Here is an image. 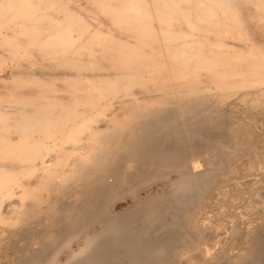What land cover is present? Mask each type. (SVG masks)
Returning <instances> with one entry per match:
<instances>
[{
    "label": "rangeland",
    "instance_id": "obj_1",
    "mask_svg": "<svg viewBox=\"0 0 264 264\" xmlns=\"http://www.w3.org/2000/svg\"><path fill=\"white\" fill-rule=\"evenodd\" d=\"M102 1L103 0H0V16L4 18L2 19L0 17V116H6V114L8 113L7 111L11 109V107L13 108L14 106L16 107L20 105L21 107L26 106L25 108H28L27 106L29 105V107L31 106L34 107V105H30L31 103L29 104V102H31L32 100H34L35 104L37 103L38 105L37 107L40 106V108L41 107L45 109L48 108V110L49 108L53 107L52 108L53 111H59V112L65 111L67 113V115L65 114L66 116L64 117V120H63V119H57L58 117L54 115L55 113L52 114L48 112V117L47 118L44 117L45 119L41 120V122L43 121L42 125H40L41 127L33 128L34 130H31V132H29V134L27 135H25L24 133L19 134L17 132L18 131L17 129H11L3 125H0V163L2 161L1 165L2 164L5 165L7 163H14V162L19 163L20 160L22 159L19 158L18 156L13 157L12 155H15V153L13 154L12 152L13 150H11V148L13 147L14 149L17 148L18 150H20V148L27 147V146H29L30 149L32 147L34 148L33 152L35 153H33L32 150H31L32 153H30L31 155L33 154V157L34 156L36 157L35 154H37V157L38 156L43 157L46 154H47L46 156H51V154L53 153L55 154L57 152L58 154H55V155H56V158L59 157V160L58 158L54 160V163L58 162L57 164H55L56 166L61 163L62 164L64 163V165L67 163L66 165H68L71 162L72 163L83 162L85 160V157H87V155L89 156L92 153L91 152L92 147H95L96 145L95 143L96 136L97 135L99 136V134H102L103 132H105L104 129L102 130L100 129L98 133L99 129L98 130L96 129V127L99 126V123L102 122L101 120L110 119L111 117H122L121 119H123L124 115H126L124 113L125 111L123 112V110L119 109L118 107L121 98H123L118 95L120 93L114 94L113 92H110L109 94L108 92V93H105L106 95L103 94L104 97H102V94H100L101 92L99 91L100 89H94L97 82H94V80L89 79V84L87 83L84 84V82L86 81L83 78L85 75H87V73L91 76L99 75V73L101 75L107 73L108 69L106 68L107 71L106 69H103L106 66L101 64V59H103V56L102 54L100 55L101 52L99 50L100 49L99 47L100 45H102V43L103 44L109 43V41L113 39L115 36H117V40H120L119 42L123 43L121 44L123 45V47L119 48V51L121 53L130 52V54H132L134 51L133 49H127L124 47L125 44L128 43L129 40H130L129 43H132V41L133 42L139 41L140 39L139 37H143V35L144 37H148V35L160 37L162 35H167L168 29L172 30L174 32L173 36L177 37L176 40L178 42L182 40L184 41V39L188 37L185 41L192 40L196 42V44H200L201 45V46L199 45L200 46L199 48L200 56L201 57L206 56L208 57V60L210 61V62L207 61L206 63L213 64L217 62V60L220 61V63H222L220 64L219 62H217V64L220 65V68H217L218 65L216 63L213 65L208 64V67H212L218 70L225 68L229 70V72L232 75L236 77H239L240 75L234 72V69H236V67H233V65L237 66L236 64H238L240 61H243V62L248 61L250 58V55L248 56V54L250 52L258 51V52L264 53L263 51L264 50V0H232L233 3L231 2V6L229 7V9L228 8L227 9L218 8L216 5H213L215 4V2L212 3L210 1L212 5L210 3L211 9H210L209 14L207 15L205 14L202 17L196 16V18L194 19L196 20L195 22L193 20L194 17L192 18L191 21H190L191 18L189 19V17L191 16H189V13H188L189 11L187 10L189 7H191V5H188V4L189 3L193 4V3L188 2V1H186L185 3H182L183 2L182 1L181 3L183 6L180 3L176 7L175 10H173L171 13H168V12L160 11L161 7H163V4H165V0H122V2L125 4L124 9H122V11L115 13V14L112 13L113 12L112 9L106 6L107 5L106 3H109L112 0L110 1L108 0L109 2H107L106 0H104L105 2L104 1L102 2ZM197 1L198 2L196 3V5H201V7L199 6V8H202L206 4H209L208 0H197ZM184 7L185 9H183ZM211 10L213 11V14ZM185 12L187 14H185ZM56 15L60 17L58 16L55 17ZM168 15L170 16V18ZM51 16H53V18H60L59 20H63L62 22L60 21L62 25L60 24L57 25L58 29L65 28V27H69V28L76 27L77 28L79 27L78 22L82 21L90 28V30H88L87 32L85 31L83 32L82 28H78L79 30L77 29V32H76L77 34L74 31L70 34L66 33L63 36L56 38V40H54L53 42H50L48 41L49 36H51L54 31L55 32L58 31V29H53V30L46 29V27H50L49 22L52 20H49V19L52 18ZM43 18L45 20L48 19L49 21L47 22ZM173 18H176L177 20ZM42 19L45 22H43ZM70 23L72 26L70 25ZM68 24L70 26H68ZM76 24L78 26H76ZM50 25H54V24L51 22ZM32 26L33 28L31 29L27 28V27H32ZM181 26H184V28L181 29ZM213 26L216 29L212 28ZM38 27L41 30H39ZM218 28L219 30L221 29L220 30V32L222 31L221 33L218 32L219 31ZM133 29L135 31L131 32ZM200 29L204 35L199 31ZM213 29L215 30L214 32L212 31ZM29 34L31 36H29ZM71 35L73 36V41L77 39L76 41L73 42L74 47L73 46L72 47L74 49L71 47V43L68 42L69 41L68 38ZM84 35L86 36L84 37ZM119 37L120 39H118ZM191 37H194V40ZM124 38L128 40H125ZM96 39L97 40L100 39L102 41L99 47H96L95 44L97 42L99 44V42L101 41L100 40L97 41ZM107 39H109V41H107ZM105 41L106 43H104ZM160 41L158 40L155 44L157 46L160 45L161 44ZM92 42L93 43L96 42V43L93 44ZM98 44L96 45L98 46ZM94 46L97 49L96 51H98L99 53L95 51V53L97 54L91 55L90 53L93 51L92 48H95ZM46 49H48V52L49 50H51L52 53L48 54ZM202 52H205V53H202ZM79 53H81L82 55L80 54L81 55L80 56ZM155 53L157 54L155 57V60H157L158 63L161 62V64L164 67V73L166 75L165 77H169V78H166V80L164 79V81H166L165 84H168V86L164 87L165 90L164 88H162L165 92H167L166 93L167 95L162 89H161L162 92L160 89H158V88H161V86H159V81L162 79V77L159 75L152 77L148 75L147 72H146L147 74H145L144 72L143 73L141 72L143 78L145 79V80L143 79V81L145 82L135 81L134 84L132 85L134 86V87H131L133 88L132 90L133 91L137 90L135 92L136 94L134 93L133 95L134 96L136 95L135 98H138V101L140 98L142 103L141 102L139 103L143 106L145 105L144 107L147 106L146 108L150 107V109H153V108H157L158 106L159 107H164V106L171 107L172 105H170L168 102L166 103V101L167 100L170 101L177 97V93L175 92V90L181 88V86L183 87L184 84L186 86V84L188 83V79L192 78L191 77L192 74L187 75V78L189 77L188 79L171 78L170 76L172 74L170 73H172L176 69V65L173 62H171L170 59H168L167 55L168 53H170L169 49L167 48L162 49L158 46L155 48ZM77 54L79 57L78 58L79 61H85V62L87 61L88 63L86 62V64L79 66L77 64L78 60H76ZM98 54L100 56H98ZM195 56H198V55L195 54ZM136 57L137 59H142V58L144 59L145 55L144 56L138 55ZM72 60L76 62H73ZM227 61L228 62L231 61V65H229L230 68L227 65L228 63ZM98 63H100L99 64L100 66L98 65ZM206 65L200 68V70L205 69ZM226 65L228 68L225 67ZM72 66H73V69L71 68ZM97 72L98 74H96ZM76 73L80 75L81 77L79 78L80 80L76 79ZM146 75L148 78L146 77ZM149 76L151 77V79H149ZM237 81L238 83L236 86H234L233 88H229L227 90V93H223L228 99L226 97L219 98L218 99L219 102L216 103L214 107L212 108L210 107L211 109H209L208 107V108H204V109H200L198 111L192 112L188 116L189 118L188 123L193 128L195 129L197 128L196 130L199 129V131L202 133L206 132V134L210 136L212 142L214 141L216 143H222V144L228 145L229 150L232 149L233 147L231 140L229 141V139L231 138L230 134L232 132V128L234 126L241 125L240 127L242 128H241L240 136L244 138L245 136H247L246 134L248 135L253 134L254 142L256 145H255V148H252L250 141L246 140V143L243 145V147L246 150H244V148L242 147V149L240 150L238 154H235L234 157H232L230 160H225L223 167L220 169L221 171L219 170V172L213 177V180L211 181V185L209 186V190H208L209 192L211 189L210 191L211 193L209 192L210 195L206 194V196H209V197L204 196L203 199L205 198L206 199L205 200L202 199L201 201L203 202L200 201L198 205L194 206L191 213L189 211L191 207L186 209V212L183 211L184 212L183 215H189V214L193 215L194 214L193 216L196 221V224H198V226L202 230V237H200L201 238L200 241L199 239L193 238V239H188L185 242V245L180 248V251L183 248L182 251L180 252L181 255L178 254L177 258L175 259L176 264H204V263H201L204 261L203 259H205L206 260L205 262H207L208 264H214V263L215 264L217 263L218 264L220 263L221 264H225V263L232 264V263H229L227 259H229L230 257L238 258L240 254L244 252L245 248L248 245L249 238L247 234L250 231L255 230V228L261 226L264 223V219L262 218L264 217L263 216L264 215V166H263L264 165V115H263L264 114V106H263L264 104H263V98L262 97H261L262 99L260 98L262 100V103H261V100L258 101V103H261V107L263 108L262 109L261 107H259L260 104L258 103L255 104V100H252V95L249 92L250 89L253 88L252 86H250L252 84V81H249L248 78H241L240 80H237ZM101 83L103 82H99L98 87L96 85V88H100V87H103V85H105L104 83L103 84ZM198 84L197 85L200 87L203 86L205 91H203L202 94H205L206 97H211L212 94L214 96V94L216 95V94L222 93V90H219L218 88H216L213 83H208V82H204L203 80H199ZM85 85L86 87L87 86L90 87V94L88 95L89 98L84 96L85 92H84L83 87ZM148 85L150 86V89ZM81 86H82V89H81ZM78 90H80V92H78ZM147 90L148 91L151 90V91L147 92ZM77 92L79 95L77 94ZM211 92H214V93L211 94ZM94 93H96V95ZM140 93H142V95ZM188 93H186L185 96L189 98L190 97L193 98L194 96L196 97V95H199L198 93L196 94V92L195 93L192 92V94L190 93L191 95H189ZM241 93H246L244 98L242 95L240 96ZM143 95H145V97ZM159 95H161V97ZM141 96L146 99L147 103L145 102V99L144 100L142 99ZM148 96H151V97L156 96V97L155 99L154 97L153 98L150 97L151 98L150 99ZM157 98L159 99L156 100ZM55 99H57L58 101H56ZM251 101L253 104L251 103ZM84 105L87 107H85ZM250 105L251 106L253 105L252 106L253 110L255 109L256 111L251 110L249 112L247 107ZM117 107L119 110L117 109ZM52 109H50V111ZM75 109L76 110L78 109L79 111H81V113L78 111L79 114L74 116L75 114L73 115L72 113H75L74 112ZM49 113H50V117H49ZM52 117L54 118L55 121H53ZM102 117H105V118L102 119ZM48 120H50V122H48ZM60 120H63V122L61 124H58L57 122L60 123L61 122ZM209 121L211 122L209 123ZM47 122L51 124V126L55 125L54 123H57L55 125L56 127L53 126V128H51V126L48 125ZM96 123L98 126L95 125ZM45 124H47L48 128L45 127L46 126ZM84 125H86L87 127H85ZM37 128L38 129L40 128L41 131L38 130ZM43 128H44V131H43ZM202 129L205 132H203ZM73 133H75L76 135L75 138L73 137ZM22 134H24L25 136ZM94 134H95V137H94ZM34 141L37 143H35ZM196 141L200 142L201 140L199 141V138H196ZM27 142H29V145ZM72 143H74V145L77 146V147L74 146L75 149L73 145L72 146L70 145ZM31 144L34 146H32ZM37 144H43V145L38 146ZM61 145H69V147L71 146L73 149L71 147L69 148L68 146H62L64 148L63 150V148L60 149ZM197 145L198 146L196 147L200 149L199 147L200 145L199 144ZM35 146H37L38 148L41 147L42 148V149L40 148L41 151L38 150L37 152V150H35L36 149ZM113 146H110V148ZM163 146H166V147L169 146V148H173V149H179L181 147V145L179 144L173 145V144H169L166 142L165 143L163 142ZM66 147L68 148L67 150H65ZM58 148L60 149V151L61 150L66 151V153L63 151L58 152L59 151ZM30 149L28 153L30 152ZM254 150L256 153H254ZM111 151H112L111 152L112 159H111L110 165L113 166L119 163L118 164L119 167L117 166L116 168L118 176L115 178L117 179V181L114 180L110 184H105L106 185L104 187L105 189L103 188L104 185L101 187L98 186L99 188L97 189L94 188V184H96L94 183L95 181L91 179L90 180L87 179V181L85 180L86 182L85 181L82 182L79 180V182H72L68 184L67 186L61 184L58 187V189L60 188V190H57V192H55V190H51V189L49 191V189H47L48 188L47 186L49 185L44 182L43 184L36 183L33 185L31 184L27 185L26 182L29 181V177L32 174V171L30 172L28 171L29 173H31L29 175H27L28 174L27 171H21V173L20 172L16 173L15 171H13L15 175H13V173L12 175L10 174L12 171L10 172L7 170V172L6 171L3 172L4 177L6 176L10 178V176H12L10 180L5 177L4 179L7 182H6V185L4 183L5 181L3 182V184L7 188H11V187L13 188L14 186L16 187L13 188L14 191L12 190V188L10 190L11 192H14V195H11V193L9 192L10 193L9 195H11V198H9L10 196L7 197V195L6 197L4 195L5 198L3 197V195H0V197H2L0 199L1 200L3 199V202L2 201L0 202L2 204L5 203L4 205L0 204V208L2 207L0 210L2 211V213H0V234H1L0 235V240H1L0 242V264H4V262H7V261H12V260L14 261L17 258L19 259L20 257L19 254H17V252L14 251L16 249H12V248L17 247V245L18 247L20 246L22 247V245H25L24 241L26 242L27 240H29L26 243L27 244L26 246L29 248V250H31L30 247H32V249L33 248L39 249L40 247H43L44 245L49 244L50 241H52L51 238L55 236L54 233L59 232L61 228L63 229L64 225L66 224L65 222L69 220V218L66 216V213L62 210L60 212L57 211L60 217L58 216L57 213H55V215L53 214L49 215L52 217V220L58 217L55 221L50 220L49 218L51 217L46 216L45 214H42L43 212H39V214L34 215V216H28V214L26 215V213L28 209L31 208V207H28V205H33L34 203H36V206L39 205L41 209L42 208L46 209L49 205H51V203L54 204L56 201L58 202L61 201V203L57 202V204H60V205L62 204L61 206L63 205L65 206L68 203L67 206H72L73 204H74L73 206H75V203L77 205L83 197L85 196L89 197V196L97 194L102 198L101 206H107L111 210L113 209L112 210L113 212L115 211L117 213L118 211V213H123V211L127 212L129 209L131 210L133 209V205L131 204V201L133 199L130 196H127L124 194V195H121L120 198L118 197L116 199L115 197L111 196L113 194L112 192H115V193L121 192L122 189L126 190V188L132 187V185L133 186L137 185V183L140 181H136L135 183V180L136 179L139 180V178L143 180L147 179L150 175V172L151 174L154 172V168L153 167L144 168V166H142V168L144 169L141 168L138 171V175H134L132 173L133 171L125 172L123 170L122 163L119 162L120 160H118V162H116L117 160L115 161L117 156L121 154L120 150L116 146H114L113 150L111 149ZM28 153L27 155H30ZM185 158H188V159L192 158L194 162L198 163V167L200 168H202L204 165L203 152L197 151L193 155H189L187 157L185 156L183 159ZM24 160L26 162H29L30 158H28L27 156L24 158ZM35 161H37L36 158H35ZM123 172L125 173L123 174ZM5 173H7L10 176H8ZM147 173H149V175ZM171 175L173 176L174 173H171ZM132 179L134 180L133 183H131V181H133ZM19 182H20V185L18 184ZM122 182L124 184H122ZM160 182L161 181L154 182L153 183L154 185L150 184L152 185L150 187L148 185L147 186L148 188L145 187V189H142L144 192L143 191L141 192L140 190L139 196L142 198L144 197V195L146 196V193L148 191H149V193H147L148 195L149 194L153 195L154 193H158L160 190H163V188L165 187V184L164 185L162 184L163 185V188H162L161 186L162 182L161 183ZM21 183H23L24 186L23 185L21 186ZM112 183H114L115 188H118V189H114V187H111L113 186L111 185ZM17 185L21 186L20 187L21 189ZM5 186L2 187V189L6 188ZM158 186H160L162 189ZM17 187L19 191L17 190ZM29 187H31L30 188L31 190L34 189V192L36 194L33 192L31 194V192H29L30 190L28 191ZM63 187L65 188V190ZM89 187H93L95 191L92 193H89L87 190ZM149 188L150 190H148ZM157 188L158 189L160 188V189L158 190ZM83 190L85 191V193L86 192L87 193L85 194L84 192H82ZM105 192L107 195H104ZM29 193L32 195L33 200H30L31 198L29 196L30 195ZM33 194L35 197L36 196L37 197L34 198ZM6 198L10 199L12 206L11 204H9L10 202ZM36 199L37 201H34ZM39 199L40 200L42 199L43 201H40ZM7 200L8 202H6ZM44 201L45 202L47 201V202L45 203ZM20 202H23V203H20ZM24 202L26 205H24ZM261 203L263 205V208H262ZM20 204L21 205L23 204L22 206L28 209L27 210L22 209ZM34 205L29 210V212L32 210L36 213V210L40 208V207L36 208V206L34 207ZM131 210L128 212H131ZM132 212H134V210H132ZM54 216H57V217L54 218ZM58 225L59 227H57ZM33 226L34 227L36 226V227L34 228ZM156 226L152 225L151 229L153 232L155 228H158ZM46 227H48L47 229L48 231L46 230ZM52 229H55L53 230L54 232L52 231L51 234H49ZM20 230L22 231L28 230L29 234L27 235V237L25 236L26 239L25 237H22L19 235ZM43 230H45L46 232ZM155 231L159 232L157 229ZM216 231H218V234H217L218 236L215 235ZM31 233H33V235ZM203 233H205L206 235ZM238 233H241V235ZM44 234L46 237L44 236ZM51 235L53 236L51 237ZM207 235L210 236V238ZM206 236L209 239H207ZM239 236H241L240 239L238 238ZM20 237L23 238L22 239L23 241H21ZM263 237H261L262 240H263ZM193 240H195V242ZM208 240L209 241L211 240V241L209 242ZM233 240L235 241L232 244ZM15 241L19 243L17 244ZM187 242L189 243L188 246L186 244ZM29 244L31 245L30 247L28 246ZM72 245L75 247V242ZM193 247L195 249H198L199 251L195 250L194 252ZM196 251L198 253L200 252L201 254L200 253L198 254ZM196 254L201 255L203 259L201 258V256H199L200 257L199 258ZM59 258L64 259L65 253H61L59 255ZM223 259H224V263L221 262L223 261ZM240 261H241L240 259H236L235 263L233 264H243V262L242 261L240 262ZM254 264H257V262H255ZM258 264H261V261H259Z\"/></svg>",
    "mask_w": 264,
    "mask_h": 264
},
{
    "label": "bare ground",
    "instance_id": "obj_2",
    "mask_svg": "<svg viewBox=\"0 0 264 264\" xmlns=\"http://www.w3.org/2000/svg\"><path fill=\"white\" fill-rule=\"evenodd\" d=\"M106 1L109 2L110 0L109 1L106 0ZM186 1L193 3V4L187 3L188 5H191V7H189L187 10V11H189L188 12L189 16H191V17H189V19L191 18L190 21L192 20L193 17H194L193 18V20H194L196 18V16L202 17L205 14L206 15L209 14L210 9H211L210 8L211 2L212 3L215 2V4H213V5H216L218 8H221V9H227V8L229 9V7L231 6V2H232V0H208L209 4H206L202 8H199V6L201 7V5H196V3L198 2L197 0L196 1L195 0H165V4H163V7H161L160 11L171 13L173 10L176 9V7L181 2L185 3ZM110 2L106 3L107 4L106 6L109 7L110 9H112V11H113L112 13L115 14V13L122 11V9H124L125 4L122 2V0H112ZM182 3H181V5H182ZM212 3H211V5H212ZM103 5H104V3H103ZM185 7H187V6H185ZM185 7L183 9H185ZM109 8H108V10H109ZM213 8H214V6H213ZM186 12H185V14H187ZM212 14H213V11H212ZM53 15H55V14H53ZM57 16L58 15H56L55 17H57ZM4 17H6V16H4ZM51 17L52 18L49 19V20H52L49 22L50 27H46V29H48V30L58 29L57 25L58 24L62 25L60 23V21L62 22L63 20H59L60 18H53V16H51ZM58 17H60V16H58ZM169 18H170V16H169ZM186 18H188V17H186ZM2 19H4V18H2ZM173 19H176V18H173ZM44 20H43V22L49 21L48 19L45 21ZM195 21L196 20H194V22ZM201 21H203V20H201ZM51 22L54 25H50ZM75 23H76V21H75ZM70 25H71V23H70ZM70 25L68 24V26H70ZM78 25H79V27H77V28L76 27H70V28L65 27V28L58 29V31H56V32L54 31L55 33L53 32L52 35L49 36V38L47 37L48 41L53 42L54 40H56V38H59V37L65 35L66 33L70 34L73 31L76 33L78 28H82L83 32L84 31L87 32L88 30H90V28L82 21H79ZM78 25L76 24V26H78ZM27 28L31 29V28H33V26L27 27ZM183 28H184V26H181V29H183ZM197 28H199V27H197ZM212 28H215V27L213 26ZM219 28H218V30H219ZM145 29H147V28H145ZM39 30H41V29L39 28ZM220 30L218 32H220ZM133 31H135V30L133 29L131 32H133ZM199 31L201 32V29ZM212 31L214 32L215 30L213 29ZM99 32H100V30H99ZM112 33H113V31H112ZM167 33H168L167 35H162L160 37L159 36L158 37L153 36V35L152 36L148 35V37H144V35H143V37H139L140 38L139 41H134V42L132 41V43H129V41H130L129 40L128 43H126L127 45L125 44L124 47L127 49H133L134 51L132 50L133 51V53L131 52L132 54H130V52L129 53L128 52L127 53H121L119 51V48L123 47V45H121L123 43L119 42L120 40H117V36H115L116 39H115V37L113 39H111L112 38L111 37L110 41H109V39H107V41H109V43H106V41H105L104 43H106V44H103L100 39L99 40L101 42H99V44H98V42L97 43L94 42V43L98 44V46L95 44L96 47H99L100 43H102V45H100V47H99L100 49L98 48L101 52L100 55L102 54V56H103V59H101V64L106 66L103 69L107 68L108 71L106 69L107 73L102 74V75L99 73V75H96V76H93V75L91 76L88 73H87V75L84 74L85 76L83 78L86 81V82H84V84L85 83L89 84V79H92V80H94V82H97L96 83L97 87H98L99 82H103L105 84V85H103V87H100V85L103 83H101L99 85L100 88H96V85L94 87V89H100L99 91L101 92L100 94H102V97H104L103 94L108 93V92H109V94H110V92H113L114 94L120 93L118 95L123 97V98L120 97L121 100H120L119 106L118 105L117 106L119 107V109L123 110V112L125 111L124 113L126 115H124V113H123V115H124V117L125 116L126 117L125 118L123 117V119H121L122 117H111V118L109 117L110 119L101 120L102 122L99 123V126L97 125V123L95 124L98 126V127H96L97 130L99 129L98 133H99L100 129L101 130L104 129L105 132H103L102 134H99V136L97 135L98 138L96 136V139H95L96 145H95V147H92V150H91L92 153L90 152L91 154L89 153L90 154L89 156L86 154L87 157H85V160H84L85 162L83 161L84 163L83 162H79V163H77V162L72 163L71 162L68 165H66L67 163L65 165H64V163L63 164L61 163V164H58L56 166L55 164H57L58 162L54 163V160L57 158L59 160V157L56 158V155H55V154H58L57 152L55 154L50 153L51 156H46L47 154L43 157L38 156L40 158L39 159L37 157V154H35L36 157L35 156L33 157V154L32 155L30 154L33 152V149H34L32 147L34 145H32V144H31L32 145L31 149L29 146L22 147V148H20V150H18L17 148H16L17 149L16 150L13 147H12L13 149L11 148V150H13L12 151L13 154L15 153V155H12V154L11 155L13 157L18 156L19 158L22 159V160H20L19 163L18 162L7 163L8 161L6 162L7 164H5V165L4 164L1 165L2 161L0 163V185H1L0 186V188H1L0 189V195H3V197H4V195H5V197L7 195V197L10 196L9 198H11V195H14V192L10 191L12 187L10 186L11 188H7L5 186L7 181H5V179H4L6 176L4 177L3 172H5V171L7 172V170L10 172L12 171L10 173L11 175H12L13 171H15L16 173L17 172L21 173V171H27V172L32 171V174L29 172L27 174V175L31 174L29 177V181L26 182L27 185H29V184L33 185L36 183L43 184V182H44V183H47L49 185V186H47L48 187L47 189H49V191L51 189V190H55V192H57V190H60V188L58 189V187L61 184L67 186L68 184H70L72 182H79V180L83 182L85 180L87 181V179L88 180L91 179V180L95 181L94 183H96V184H94V188L97 189V188H99L98 186L101 187L103 185H104L103 186V188H104L106 186L105 184H110L114 180L117 181V179H115L118 176L116 168H117L119 163L116 165H113V166L110 165V162L112 159L111 149L113 150V147L116 146L120 150L121 154L118 153L119 155L118 156L116 155L117 158L116 159L114 158V159H115V161L117 160L116 162H118V160H120L119 162L122 163L123 170L125 172L133 171L132 173L134 175H138V171L142 168V166H144V168H150V167L154 168V172L152 174H151V172H150V175H149V173H147L149 175V177L147 179L143 180V179L139 178V176H138L139 180L136 179L135 183H136V181H140V182H138L137 185H134V186L132 185V187L126 188V190L122 189L121 192H116V193L112 192L113 194L111 196L115 197L116 199L118 197L120 198L121 195H124V194L127 196H130L133 199L132 200L133 203L131 201V204L133 205L132 210H134V212H132L131 209L128 210V211L131 210V212H128V211L127 212L123 211V213H118V211H117V213L115 211L113 212L112 211L113 209L111 210L107 206H101L102 198L97 194L89 196V197L88 196L83 197L81 199V201L79 200L80 202L77 205L75 203V206H73L74 204L72 206H67L68 203L65 206L64 205L61 206L62 204L61 205L57 204L58 201H56L54 204H52V203H51V205L48 204L49 206L46 209H43V208L41 209V207L39 205L36 206V203H34L35 204V205L33 204L34 207L35 206H36V208L40 207L39 209H37L38 211L34 208L36 210V213L32 210L29 212V210L32 208L33 205H28V207H31L29 209L27 208L28 209L27 213L25 212L26 215L28 214V216L37 215V214H39V212H43L42 214H45L46 216H49L52 214L55 215V213H57V211L60 212L62 210L66 213V216L69 218V220L67 222H65L66 224L64 223L65 224L64 227L62 226L63 229L60 227L61 230L59 229L60 230V231L58 230L59 232L56 231L57 233H54L55 236L51 235V237L53 236V238H51L52 241H50L49 244L44 245L43 247H40L39 249H37V248L32 249V247H30L31 245L29 244L28 246L31 249V250H29V248L26 246L27 245L26 243L29 240H27L26 242L24 241L25 245H22V247L21 246L18 247L17 244L19 242L15 241L17 243L16 245L18 248L17 247H15V248L10 247V248L16 249L14 251H16L20 257H19V259L17 258L18 260L15 259L14 261L13 260L7 261V262H4V264H173V263L176 264L175 259L177 258L178 254H180V252L183 249L182 248L180 251V248L185 245V242L188 239L194 238V239H199V241H200V239H201L200 237H202V230L198 226V224H196V221H195L194 216H193L194 214L193 215H190V214L189 215H183V213L186 212V209H188L190 207H191V209L189 211L191 213L193 207L198 205V203H200V201L204 198V196L209 197V196H206V194L210 195V193H211L210 192L211 189L209 191L210 193L208 192V190H209V186L211 185V181L213 180V177L223 167L225 160H230L232 157H234L235 154H238L240 152L243 145L246 143V140L250 141L252 148H255L256 144L254 142V135L253 134H251V135L246 134L247 136L242 138L240 136L241 135V128H242V127H240L241 125L240 126H234L232 128V132L230 134L231 138L229 139V141L231 140L233 147H232V149L229 150L228 145H225L222 143H216L214 141L212 142L210 136L208 134H206V132L203 131V129H202V131L205 133L200 132L199 129L196 130L197 128L196 129L193 128L188 123V121H189L188 116L192 112L198 111L200 109H204V108H208V107H209V109H211L212 107H214L216 105V103L219 102L218 101L219 98L226 97L223 93H227V90L229 88H233L234 86H236L238 83L237 80H240L241 78H248L249 81H252V84L250 86H252L253 88H251L249 92L252 95V100H255V104H257L258 101L261 100L262 98H263V104H264V53L258 52V51L250 52L248 54V56L250 55V58L248 61H246V62L240 61L238 64H236L237 66L233 65V67H236V69H234V72H236L240 75L239 77H236V76L232 75L229 72V70H227L225 68L218 70V69H214L212 67H208V64H211V63H206L207 61L210 62L208 60V57L202 56L203 57L202 58L200 56V51H199L200 50L199 48L201 46L200 44H196V42H194L192 40L185 41L188 38L187 36H186L187 38L184 39V41L182 40V41L178 42L176 40L177 37L173 36L174 32L172 30L168 29ZM86 35H84V37ZM29 36H31V35L29 34ZM178 37H179V35H178ZM191 38L194 40V37H191ZM118 39H120V37ZM68 40L67 41L71 43V47L72 46L74 47L73 42L76 41L77 39L73 41V36L71 35L68 38ZM99 40H97V41H99ZM125 40H128V39H125ZM158 40L159 41L161 40L160 41L161 44L158 45L160 48L169 49L170 53H168V55H167L168 59H170L171 62H173L176 65V69L173 71L174 73L173 72L170 73V74H172L170 77L173 79H188L189 77L187 78V75L192 74V76H191L192 78L188 79V83L186 84V86L184 84L183 87L181 86V88H179V89H176V90L174 89L175 92L177 93V97L176 96H175L176 98L174 97L175 99H172L170 101L165 100L166 103L168 102L170 105H172L171 107H167V106L159 107L158 106L157 108L150 109V107L146 108L147 106L144 107L145 105L143 106L139 103V102L142 103L141 99L139 98V101H138V98H135L136 95L135 96L133 95L137 90L133 91L132 90L133 88H131V87H134L132 85L134 84L135 81H139V82L143 81V79H144L142 76L143 72L145 74L148 73V75H150L152 77L156 76V75H159L162 77V79L159 81V86H161V88H158V89L161 90L162 88L168 86V84H165L166 81H164V79L166 80V78H169V77H165L166 75L164 73V67L161 64V62L158 63L157 60H155V57L157 55L155 53V48L158 47L155 43ZM230 43H232V42H230ZM232 44H234V43H232ZM96 47L92 48L93 51L90 53L91 55L92 54L96 55L97 53H99L98 51H96L97 50ZM171 50H172V52H171ZM46 51L48 52V49H46ZM62 51H64V50H62ZM95 51L97 53H95ZM44 52H45V50H44ZM77 52H79V51H77ZM77 52H75V53H77ZM49 53H52L51 50H49L48 54ZM202 53H205V52H202ZM80 54L81 53H79V55ZM88 54H89V52H88ZM195 54H197L198 56H195ZM95 55H93V56H95ZM100 55L98 54V56H100ZM138 55H140V56L145 55V57H144V59L143 58L137 59L136 56H138ZM78 58L79 57L77 54L76 60H78L77 64L79 66L86 64L87 61L86 62L85 61H79ZM158 58H160V57H158ZM72 61L76 62L74 60H72ZM217 62L220 63V61H218V60H217ZM217 62H215V63L217 64ZM229 62H230V64H229ZM229 62L227 63V65L230 68L229 65H231V61H229ZM95 63H96V61H95ZM215 63H213V64H215ZM90 64H91V62H90ZM99 64L100 63H98V65ZM213 64H211V65H213ZM220 64H222V63H220ZM204 65H206V68L203 70H200V68L204 67ZM227 65L225 67H227ZM97 66H96V68H97ZM71 68L73 69V66ZM86 68H88V67H86ZM100 68H102V67H100ZM217 68H220V65H218ZM166 71H168V70H166ZM170 71H171V69H170ZM96 74H98V72ZM150 76H149V79H151ZM146 77H147V75H146ZM68 78H69V76H68ZM79 78H81L80 75L76 73V79H79ZM199 80H203L204 82H208V83H213L216 88H218L219 90H222V93L216 94V95L214 94V96H213L212 93H214V92H211L213 97L211 95H209L211 97H206L205 94H202L203 91H205L203 86H201V87L198 86ZM91 82H93V81H91ZM143 82H145V81H143ZM153 85H152V87H153ZM156 85H157V83H156ZM83 88H84L85 95L84 94H82V95L89 98L88 95L90 94V87H88V86L86 87V85H85ZM81 89H82V86H81ZM149 89H150V86H149ZM80 90H78V92H80ZM151 90H149V91H151ZM162 90H161V92H162ZM164 90H165V88H164ZM149 91L147 90V92H149ZM78 92H77V94H78ZM188 92H190L191 94H192V92H194V93L196 92V94L198 93L199 95H196V97L193 95L194 96L193 98H191V97L189 98V97L185 96V94ZM199 92H201V93H199ZM166 93L167 92H165V94ZM190 93H188V94L191 95ZM209 93H207V94H209ZM17 94H19V93H17ZM94 94L96 95V93H94ZM140 94L142 95V93H140ZM241 95L244 98L246 93H241L240 96ZM143 96L145 97V95H143ZM159 96L161 97V95H159ZM148 97L150 98L151 96H148ZM153 97L154 96H152L151 98H153ZM155 97H154V99H155ZM120 98H118V99H120ZM142 99L144 100L145 98L142 97ZM158 99L159 98H157L156 100H158ZM55 100L58 101L57 99H55ZM221 101H222V99H221ZM85 102H83V103H85ZM112 102H114V101H112ZM145 102H146V99H145ZM251 103H252V101H251ZM261 103H262V100H261ZM261 103H258V104H260L259 107H261ZM29 104L34 105V107L33 106L29 107V105L27 106L28 108H25L26 106L21 107L20 105H18L16 107L14 106L13 108L11 107V109H9L7 111L8 113L6 114V116H0V119H1L0 125H3L5 127L11 128V129H17L18 130L17 132L19 134L24 133L25 135H27V134H29V132H31V130H34L33 128L41 127L40 125H42V122H43V121L41 122V120L45 119L44 117H46V118L48 117V112H50L52 114L55 113L54 115L56 117H58L57 119H63V120H64V117L67 115V113L65 111H64L65 113L59 112V111H53V109H52L53 107L49 108V110H48V108L45 109L42 107H41L42 108L41 109L40 106L37 107L38 105H37V103L35 104L34 100L29 102ZM62 104H63V102H62ZM112 104H114V103H112ZM252 106L250 105L247 107L249 112L251 110L256 111L255 109L253 110ZM85 107H87V106H85ZM118 107H117V109H118ZM50 109H52V110L50 111ZM115 109H116V107H115ZM78 111H79L78 109L77 110L75 109V111H74L75 113H72V114L73 115L75 114L74 116H76L79 114V112L81 113V111H79V112ZM83 111H85V110H83ZM50 113H49V117H50ZM262 113H263V111H262ZM53 117H52V119H53V121H55ZM103 118H105V117H102V119ZM50 120H48V122H50ZM63 120H60L61 122L60 123L57 122V123L61 124L63 122ZM48 122H47V124L51 126V124H49ZM210 122L211 121H209V123ZM212 122H214V121H212ZM51 123H52V121H51ZM57 123H54V124L56 125ZM47 124H45L46 125L45 127H47ZM55 125H53V126H55ZM53 126H51V128H53ZM84 126L87 127L86 125H84ZM38 130H40V128ZM43 131H44V128H43ZM76 132H77V130H76ZM24 134H22V135H24ZM75 136H76L75 133H73L74 138H75ZM94 137H95V134H94ZM94 137H93V139H94ZM196 138H199V141L200 140L201 141L200 142L196 141ZM76 139H78V138H76ZM25 140H27V139H25ZM163 142L173 144V145L179 144V145H181V147L179 149L169 148V146H167V147L163 146ZM27 143L29 145V142H27ZM35 143H37V142H35ZM74 143H72L70 145L71 146L73 145V147L76 146V145H74ZM80 144H81V142H80ZM197 144L200 145L199 146L200 149H198L196 147V146H198ZM37 145L39 146V145H43V144H37ZM62 146H68L69 147V145H61L60 149L63 148ZM110 146H113V147L110 148ZM35 148H36L35 150H37V152H38V150L41 151V149H42L41 147H40L41 148L40 149L37 146H35ZM29 149H30V152L28 153ZM60 149L58 148V150H59L58 152H61L64 150V148L61 151H60ZM67 149L68 148L66 147L65 150H67ZM74 149H75V147H74ZM31 150H32V152H31ZM244 150H246V149L244 148ZM197 151L203 152V154H204V165L202 168L198 167V163L194 162L192 160V158L191 159H188V158L183 159L185 156L187 157L189 155H193ZM63 152L66 153V151H63ZM27 153L30 154L31 156L27 155ZM33 153H35V152H33ZM254 153H256L255 150H254ZM243 154H244V152H243ZM246 154H247V152H246ZM27 156H28V158H30L29 162L25 161L27 159L24 160V158ZM35 158L37 161H35ZM255 158H256V156H255ZM11 159H12V157H11ZM70 159H72V158H70ZM61 160H62V158H61ZM9 161H11V160H9ZM144 168H142V169H144ZM259 168H261V167H259ZM125 172H123V174ZM171 173H174V175L172 176ZM5 174H7V173H5ZM13 175H15V174L13 173ZM129 175H130V173H129ZM8 176H10V175H8ZM23 176H25V175H23ZM11 177L12 176H10V178ZM132 177H133V175H132ZM145 177H146V175H145ZM6 178H8L10 180L9 177H6ZM102 179L105 181H103ZM22 180H21V182H22ZM158 181L162 182V183L160 182L162 188H163V185L165 184V187L163 188V190H160L159 192L157 191L158 193H154L153 195H150V194L148 195L147 193H149V191L147 192V190H146V192H147L146 196L144 195V197H142V198L139 196L140 190L142 192L143 191L142 189H145V187H147L148 185L150 187V186H152L150 184H153L154 182H158ZM3 182L5 183V185L3 184ZM126 182H128V181H126ZM126 182H125V184H126ZM133 182H134V180L131 181V183H133ZM18 184L20 185V182ZM122 184H124V183L122 182ZM130 184H128V185H130ZM2 185H4L6 188L2 189V187H4ZM22 185H23V183H21V186ZM111 185H113L111 187H114V189H118V188H115L114 183H112ZM21 186H18V187L20 188ZM15 187L16 186H14L13 188H15ZM18 187H17V190H18ZM158 187H160V186H158ZM13 188H12V190H13ZM30 188L31 187H29L28 191L30 190L29 192H31V194H32V192L35 193L34 189L31 190ZM94 188L89 187L87 190L89 193H92L95 191ZM39 190H41V189H39ZM64 190H65V188H64ZM148 190H150V188ZM9 192L11 193V195H9L10 194ZM82 192L85 193L84 190ZM84 193H83V195H84ZM31 194L29 195L31 198L30 200H33ZM104 195H107L106 192L104 193ZM33 196H34V194H33ZM36 197L34 196V198H36ZM0 198H2V197H0ZM9 198H6V199H8L10 202ZM37 199L34 201H37ZM205 199H203V200H205ZM8 200L6 202H8ZM0 201L3 202V199L2 200L0 199ZM40 201H43V200L41 199ZM40 201H38V202H40ZM201 202H203V201H201ZM20 203H23V202H20ZM48 203H49V201H48ZM58 203H61V201ZM62 203H63V201H62ZM0 204H2V203L0 202ZM4 204L5 203H3L2 205H4ZM9 204H11V202ZM6 205H7V203H6ZM22 205H21L22 209H26ZM24 205H26L25 202H24ZM261 205H262V203H261ZM11 206H12V204H11ZM5 207H7V206H5ZM25 207H27V206H25ZM1 208H0V210H1ZM262 208H263V205H262ZM262 208H261V210H262ZM0 213H2V211H0ZM39 216H41V215H39ZM58 216H59V214H58ZM49 217H51V216H49ZM55 217H57V216H54V218ZM64 217H65V215H64ZM262 218L264 219V217H262ZM49 219L52 220V217ZM56 219H54L52 221H55ZM49 224H50V222H49ZM51 224H52V222H51ZM152 225H155V226L158 225V226H156L158 228H155V230L157 229L159 232L155 231L154 228H153V230H154V232H153L151 229ZM26 226H28V225H26ZM48 227H46V230L48 229ZM57 227H59V225ZM37 229H39V228H37ZM150 229H151V231H150ZM53 230H55V229H52L49 234H51V232ZM43 231H45V230H43ZM28 234H29L28 230H26V231L20 230V232H19V235L22 237H25V236L27 237ZM31 234L33 235V233H31ZM203 234H205V233H203ZM217 234H218V231H216L215 235H217ZM238 234L241 235V233H238ZM14 235H16V234H14ZM263 235H264V223L261 226L255 228V230H252L247 234V236L249 238L248 245L245 248L244 252L241 253L238 258L237 257H230L229 259H227V258L226 259L229 261V263H232V264L235 263L236 259H240L243 262V264H254L255 262H257V264H258L259 261H261V264H264V241H263L264 237H263ZM44 236H45V234H44ZM207 236H206V238L209 239L210 236H208L209 238ZM13 237H12V239H13ZM26 237H25V239H26ZM261 237H263V240ZM212 238H211V240H212ZM238 238L240 239L241 236H239ZM22 239L23 238H21V241H23ZM193 241L195 242V240H193ZM234 241L235 240H233L232 244L234 243ZM0 242H1V240H0ZM74 242H75V247L72 245ZM197 242H198V240H197ZM227 242H228V240H227ZM13 243H14V241H13ZM186 244H187V246L189 245L188 242ZM193 249H194V252H195V250L199 251L198 249H195L194 247H193ZM61 253H65L64 259L59 258V255ZM205 253H207V252H205ZM197 256L199 257L201 255H197ZM226 257H228V256H226ZM201 258H202V256H201ZM178 259H179V257H178ZM203 260L204 261L201 263L206 264L207 263V262H205L206 260L205 259H203ZM221 260H222V258H221ZM221 260H219V261H221ZM221 262L224 263V259Z\"/></svg>",
    "mask_w": 264,
    "mask_h": 264
}]
</instances>
